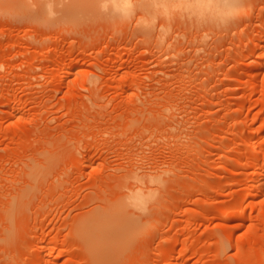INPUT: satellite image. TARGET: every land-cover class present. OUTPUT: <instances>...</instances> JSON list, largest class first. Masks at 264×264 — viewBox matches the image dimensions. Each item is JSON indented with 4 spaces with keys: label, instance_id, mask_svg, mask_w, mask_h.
I'll return each instance as SVG.
<instances>
[{
    "label": "rangeland",
    "instance_id": "1",
    "mask_svg": "<svg viewBox=\"0 0 264 264\" xmlns=\"http://www.w3.org/2000/svg\"><path fill=\"white\" fill-rule=\"evenodd\" d=\"M55 10L0 0V264H264V0L178 58L115 34L93 0ZM145 169L173 175L150 216L127 210L129 243L90 231L113 242L95 256L79 222L148 192Z\"/></svg>",
    "mask_w": 264,
    "mask_h": 264
},
{
    "label": "clouds",
    "instance_id": "2",
    "mask_svg": "<svg viewBox=\"0 0 264 264\" xmlns=\"http://www.w3.org/2000/svg\"><path fill=\"white\" fill-rule=\"evenodd\" d=\"M67 3L68 0H28V7L55 18L57 4L63 7ZM93 5L115 34L127 33L132 41L178 58L179 54L173 50L179 43L188 44L189 41L194 56L206 55L218 34L230 33L239 26L250 9L251 0H93ZM4 69L0 64V72ZM175 111V107L165 109L168 115ZM181 138L189 139L186 130ZM144 171L157 178L156 183L147 185L156 195L139 206L125 200L130 210L142 218L151 215L173 175L170 169ZM128 186L131 187L130 182ZM123 195L127 197V193Z\"/></svg>",
    "mask_w": 264,
    "mask_h": 264
},
{
    "label": "bare ground",
    "instance_id": "3",
    "mask_svg": "<svg viewBox=\"0 0 264 264\" xmlns=\"http://www.w3.org/2000/svg\"><path fill=\"white\" fill-rule=\"evenodd\" d=\"M66 73H69V72H66ZM7 117L9 118V116L7 115ZM48 158V157H47ZM47 161V159L45 160ZM45 163V162H44ZM45 165V164H44ZM40 168V167H38ZM37 168V169H38ZM41 169V168H40ZM39 169V171H40ZM38 170H36V174L39 172ZM32 173V172H31ZM35 173V172H34ZM33 174V173H32ZM31 174V176H32ZM35 174V178L32 179L35 180L37 175ZM139 174V173H138ZM34 175V174H33ZM40 176V175H39ZM142 177V176H141ZM132 178L135 180V181H139L140 182V179L136 176H132ZM157 181V178L153 176V178H151L149 180V183L150 184H154L156 183ZM136 182V183H137ZM138 184V183H137ZM137 186V185H136ZM141 187V186H140ZM139 187V189H140ZM137 188V187H136ZM135 188V189H136ZM144 188V187H143ZM30 189V188H29ZM28 188H25V192H23L22 194L23 197H21V199L18 201L16 200V204H15V207L16 206H21V204L23 203V201L28 197L30 196L31 194V189L29 190ZM24 190V189H23ZM28 190V191H27ZM33 192V191H32ZM19 195L22 196L21 194H18V197L19 198ZM156 193L153 192L151 189H149L148 192L146 193H142L141 191L139 190H136L132 193H130L128 195V197H125L123 199H121V202L117 203L115 206L112 205L113 207H111L110 209H107V211L103 212V213H96V214H93L91 216H88V217H85L83 218L79 224H78V231L79 233H81V235H84V237L86 238V234H87V240L89 242L88 244V249L90 250V252L92 254H94L96 256V254L98 255V251L101 252L102 249H106L107 245H110V246H113V242L111 241L110 243L109 240L107 239L105 242H103L102 239H95L94 236L90 233V231H92L93 229L94 230H98L100 233H108L109 235H111V233L115 234V233H119L120 236H121V240L124 239L125 242H128L129 243V240L132 238L133 234L136 232V231H139L140 230V223L137 221V217H133V216H129L127 214V210L130 209L127 205V203L125 202V200H127L129 203H132L134 205H141L144 203V201L146 199H149L153 196H155ZM24 198V199H23ZM125 199V200H124ZM123 200V201H122ZM13 202V201H12ZM12 205L14 204H11V207H9L10 209L14 208L12 207ZM157 204H155L156 206ZM8 208V209H9ZM155 208V207H154ZM153 209V208H152ZM15 210V209H13ZM9 211V210H8ZM7 212V211H6ZM11 212V211H10ZM9 213V212H8ZM15 214V211L13 212ZM14 214L12 216H14ZM153 214V213H152ZM226 214V213H225ZM224 214V215H225ZM8 216V215H7ZM8 217H11L10 215ZM133 217V218H132ZM137 218V219H136ZM11 223V222H10ZM10 227H12V225H10ZM11 229V228H10ZM9 229V230H10ZM12 231V230H11ZM9 232V231H8ZM12 233V232H11ZM8 234V233H7ZM9 236V235H8ZM103 242V244H105V248L102 246H100V243ZM107 249H112L111 248H107ZM103 253V252H102ZM104 255H107V254H104ZM103 255V256H104ZM114 258V257H113Z\"/></svg>",
    "mask_w": 264,
    "mask_h": 264
}]
</instances>
